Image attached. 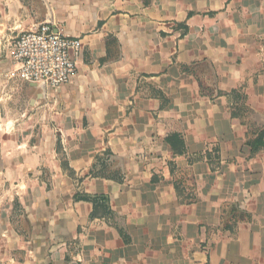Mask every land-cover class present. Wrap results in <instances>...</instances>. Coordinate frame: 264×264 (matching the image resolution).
Wrapping results in <instances>:
<instances>
[{"label": "crops", "instance_id": "1", "mask_svg": "<svg viewBox=\"0 0 264 264\" xmlns=\"http://www.w3.org/2000/svg\"><path fill=\"white\" fill-rule=\"evenodd\" d=\"M45 23L83 41L46 91ZM262 132L264 0H0V264H264Z\"/></svg>", "mask_w": 264, "mask_h": 264}, {"label": "built area", "instance_id": "2", "mask_svg": "<svg viewBox=\"0 0 264 264\" xmlns=\"http://www.w3.org/2000/svg\"><path fill=\"white\" fill-rule=\"evenodd\" d=\"M82 49L80 38L42 24L13 41L12 78L55 90L65 87L77 73Z\"/></svg>", "mask_w": 264, "mask_h": 264}, {"label": "trees", "instance_id": "3", "mask_svg": "<svg viewBox=\"0 0 264 264\" xmlns=\"http://www.w3.org/2000/svg\"><path fill=\"white\" fill-rule=\"evenodd\" d=\"M263 139H264V132L260 133L259 136H258V138L256 139V141H254L251 144V146H252V153H256L260 148H262L264 146ZM167 142L173 146L175 152L178 151V150H176V146H178V145L179 146H182V147H185L186 146L185 145V141H184V139H183V137L181 135H173V136L167 138ZM217 152H218V150L215 151L216 154H217ZM107 155H108V153L105 154L103 158L102 157H98L97 158V163H99V164L102 163L104 165L105 156H107ZM218 158L219 157L216 155L215 156V159L217 161L219 160ZM96 169L97 168H96V165H95L94 170H96ZM175 169H176V167L173 164H171V170L174 171ZM90 175H91V177H99V176L104 175V174H102V173L100 174V173H98L96 171H93ZM109 177L111 179H113V180L116 179L115 176H113V175H109ZM175 186L177 188V192L180 193L181 191H180V189L178 187L179 186L178 185V181L175 182ZM84 199L85 200H88V201H93L95 204L98 203V202H102V203H105L106 204V200L105 199H101V198H98V197H96V198L85 197ZM103 209L106 210V213H109V211H110L109 208L108 207H105V206H103ZM247 218H248V216H243L241 219H247Z\"/></svg>", "mask_w": 264, "mask_h": 264}, {"label": "water", "instance_id": "4", "mask_svg": "<svg viewBox=\"0 0 264 264\" xmlns=\"http://www.w3.org/2000/svg\"><path fill=\"white\" fill-rule=\"evenodd\" d=\"M45 24L51 26V23H45ZM37 87H39V88H41V89H44L45 91H46V89H47L46 86H44V85L37 86Z\"/></svg>", "mask_w": 264, "mask_h": 264}, {"label": "rangeland", "instance_id": "5", "mask_svg": "<svg viewBox=\"0 0 264 264\" xmlns=\"http://www.w3.org/2000/svg\"><path fill=\"white\" fill-rule=\"evenodd\" d=\"M40 101H42L41 98H39V100L37 99V102H40Z\"/></svg>", "mask_w": 264, "mask_h": 264}]
</instances>
